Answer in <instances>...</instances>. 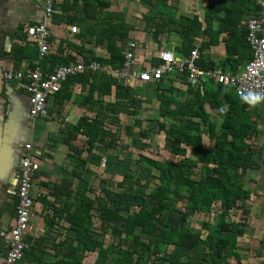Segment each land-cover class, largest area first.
<instances>
[{"label":"trees","instance_id":"obj_1","mask_svg":"<svg viewBox=\"0 0 264 264\" xmlns=\"http://www.w3.org/2000/svg\"><path fill=\"white\" fill-rule=\"evenodd\" d=\"M140 1L151 9L157 8L155 13L142 17L154 43L167 44L169 36L180 41L173 48L177 58H186L197 48L200 54L197 65L202 69H214L219 57L209 54L208 50L224 43V63L230 66L231 73L238 65L250 60L243 21V16L255 8L249 0H206L204 24L195 16L179 14L180 0ZM68 2L63 0L62 9ZM77 2L73 0L71 5ZM83 6L84 20L94 23L82 29L80 40H93V45L106 50L108 58L89 56L85 59L81 55L87 52L83 46L73 49L75 54L71 55V50L68 48L65 52L60 43L55 54L46 53L40 61L41 69L48 71L80 61L86 66L94 62L100 68L96 71L86 69L82 76L68 79L70 84L72 81L88 84V94L82 104L93 112L94 117L89 121L81 119L75 124H65L61 129L60 145L71 166L72 181H60L50 193L55 198L64 197V201L54 205L41 199L46 210L43 215L45 232L43 236L29 239L32 246L25 253H31L40 264H86L85 259L90 254L94 255L92 264H188V251L183 249L186 240H191L190 249L204 248L203 264H246L240 254L238 239L254 208L253 192L246 187V182L251 180L248 170L257 167L250 140L259 135L256 127L259 116L253 115L249 111L251 105L230 87L211 82L201 92L188 88L185 83L187 92L193 97L181 101L184 93L175 88L173 82L177 78L186 82L185 75L163 77L154 83L161 120L157 121V127L170 142L169 153L174 159L151 158L150 143L146 142L151 137L143 131H139V137L134 134L140 100L133 97L121 81L102 70L104 66L112 69L122 66L121 49L135 27L124 23L121 16L109 13L106 27L97 30V12L108 8L109 0H84ZM221 12L220 27L214 30L212 16ZM52 18L58 20L54 13ZM66 23L73 24L74 20H65ZM17 33L20 40H27L26 29L21 27ZM31 51L32 58H38L37 49ZM77 54L82 58H77ZM13 55L17 57L16 62L21 61L22 56H16V52ZM157 64L159 60L155 57L152 65ZM68 86V83L62 84L55 96H60ZM113 89L114 101L104 104L101 99L111 95ZM94 94L97 96L95 101ZM70 95L67 92L62 97L67 99ZM119 106L124 107L130 117V122L123 128L126 138L130 139L125 145L120 142L123 139L118 129V124L122 123L118 116ZM108 119L110 122H106ZM80 138L84 139L82 145L77 144ZM102 148L104 150L100 151ZM112 149H116L121 158L137 156L135 167L144 166L157 174L144 178L141 170L126 169L116 177L115 183L103 178L102 187L94 190L88 179L94 171L89 166L98 168L103 158L107 166L105 155L111 154L107 150ZM84 154L87 157H83ZM92 211H96V215ZM176 213L182 215L183 222L189 215L201 217L203 233L194 234L177 223ZM203 216H213L214 225ZM95 220L99 224L98 232ZM57 227L65 229L62 237L59 231H54ZM106 235L108 242L104 241ZM41 248L53 250L55 260L44 262L35 255Z\"/></svg>","mask_w":264,"mask_h":264},{"label":"crops","instance_id":"obj_2","mask_svg":"<svg viewBox=\"0 0 264 264\" xmlns=\"http://www.w3.org/2000/svg\"><path fill=\"white\" fill-rule=\"evenodd\" d=\"M249 1L251 5L254 4L255 8H251L248 14L243 16V21H246L248 18L257 13L255 0ZM72 2L73 0H69L68 4L64 5L65 9H62L63 0H54L53 13L56 15V17H58V20H53L52 13L46 22L50 31V46L47 54H55L57 47L60 43H62V47L65 49L64 51L66 52L69 48L71 50V55L75 54L73 49L83 46V48L87 50V52L81 54L85 59L89 56L108 58L106 50L103 47L93 45V40H90V42L83 40L81 42L80 36L82 29H84V27L88 26L89 24L93 25L94 22L91 20H84L86 18L85 12L83 10L84 0H78V2L73 6L71 5ZM109 2L110 6L108 8L104 9L102 12H97L99 15V24L96 26V29L98 30L100 28L106 27V24H108L109 20V13L117 16L119 15L121 16L120 18L124 23L133 25L135 27V31L130 33L129 40L135 41L137 43V50L135 52V68L137 70L145 71L146 68L152 64V59L157 57V54L160 50L169 48V50L173 51L174 46L180 43L177 37L169 36V41L167 44L162 42L158 45L152 40L149 32L150 29H145V23L142 25H135L134 22L130 21L134 20L136 23H138L139 19H142L144 15L155 13L157 8L151 9L148 7V5L141 3L140 0H109ZM205 6L206 0H180V4L178 6L179 14L181 13L194 16L195 12H199V21L204 24L203 19L205 14ZM144 8L147 9V11L144 10ZM143 11L144 14L142 15ZM91 12L92 11L90 10L89 13ZM44 15V0H0V67L2 73L9 70L16 71L32 69L36 65L40 67V61L44 57L41 60L39 59V56L38 58L35 56V58H32L33 51H31V49H37L38 51V48L28 40L25 42L20 40L15 34H18L17 30L21 27L23 29H27L29 26L43 22L45 18ZM212 17L213 29L217 30L220 27L219 20L222 17V12L213 14ZM136 19H138V22ZM65 20H74V23L65 24ZM115 20L117 19L115 18ZM221 38L222 36H220V39ZM201 40V38L197 40V43L200 44ZM14 51L17 54L16 56H22L21 61L16 62L17 57L14 58ZM88 51L91 53L89 54ZM208 51L209 54L219 57L214 69H219L225 73L236 74L239 69H241V67L246 62H248L246 61L238 65L236 71L231 73L228 72L230 66L224 63L226 59L224 43H220L217 46H211ZM81 55L77 54L75 56H77V58H82ZM146 61H148V65L145 67ZM80 63L82 62L80 61ZM48 66L49 65L46 63V68ZM169 77L174 78L175 76L171 75ZM179 79L177 78V80H174L173 86L184 93V96L180 100L182 101L184 98L192 99V94L187 92L186 86L184 85L186 82H182ZM65 83H68L69 86L64 87L60 96L50 97L48 102H46L47 111L50 114L48 118H31L29 116V103H27L28 95L24 89L19 87V84L16 81L8 82L4 80L0 95L1 229L10 228L14 222L15 206L17 203V181L15 179V169L19 159L25 155V146H31L33 160L39 165V170L35 175L32 187V195L34 198L35 207L33 206L31 211L29 231L27 233L28 241L31 239V237L36 238L43 236V233L45 232V221L43 219V215L46 210L43 209L41 199L45 198L54 205H56L59 201H64V197L60 196L59 198H55L51 196L50 193L55 185L57 186L60 181H72V178L69 174L71 166L70 164H66V162L68 163L69 161L65 156L66 154L63 151V146L60 145V142L63 138L61 129L65 124H75L81 119L89 121L94 117L93 112H90L86 106L82 104L84 103L86 95L88 94V84L80 85L74 81H72V84H70L68 79L63 84ZM121 83L130 89L133 97L140 100L138 104L149 103V101H152L153 99L157 102L154 83L143 82L138 79H131L128 82ZM67 92L71 95L66 99L62 97V95ZM113 95L114 89L112 90L111 95L103 96L101 100L104 102V104H110L114 101ZM96 98L97 96L94 94L93 100L95 101ZM142 98H144L143 102H141ZM117 110L119 119L122 121L123 117L121 116L127 114V111L121 106H119ZM249 111H251L253 115L256 114L259 116L256 125L259 135L257 137H252L250 140L251 147L254 149V153L252 155L255 157L257 167L248 170V172L253 171L255 174H264V100L260 103L251 105ZM125 116L126 118L124 120H128V118H130L127 115ZM138 117L139 116H137V119ZM65 119H67L66 122ZM106 122H110V120L108 119ZM53 143H57L58 145L54 146ZM83 157H87V155L84 154ZM89 167L94 171L92 165ZM105 167H102L103 171L106 169ZM250 178L251 180L249 181L252 183L255 181L254 187L258 189L253 192L252 196L255 197V195H263V197L260 198L262 202V210V208H264V179L258 180L259 177L256 176L253 180L251 175ZM250 216H252V213ZM250 218L251 217L248 219V223ZM54 231H59V235H61V237L65 233V229L58 227ZM68 235L72 236L71 233ZM240 238L238 239V245L241 241ZM261 238L264 239L263 235ZM261 242H263V240L256 242L255 246L258 243L256 249H254L255 246L254 248L253 246H245V248H243L239 245V247L241 251H249L251 253L256 252L258 254L257 250L259 251V249L262 247L259 245ZM246 248L247 250H245ZM51 251L53 252V250ZM36 255L38 254L36 253ZM4 258L5 247L0 241V264H3ZM52 260L49 259L48 261H44L43 259L44 262H50ZM19 264L40 263L35 261V259L31 256V253H24L22 261ZM230 264L233 263L230 262Z\"/></svg>","mask_w":264,"mask_h":264},{"label":"built area","instance_id":"obj_3","mask_svg":"<svg viewBox=\"0 0 264 264\" xmlns=\"http://www.w3.org/2000/svg\"><path fill=\"white\" fill-rule=\"evenodd\" d=\"M257 13L248 18L246 23L245 40L251 50V58L236 74L225 73L219 69H202L197 65L200 59L197 48L193 49L186 58H177L172 50L162 49L158 52L159 64L149 65L145 71L135 68V52L137 43L127 41L122 49L123 64L119 69L109 66L102 70L121 82L138 79L143 82L155 83L163 77L171 75H185V81L190 89L206 90L209 83L230 87L241 99L249 105L260 103L264 100V0H255ZM54 0H44L45 18L43 22L29 26L26 29L27 40L38 48L41 60L49 51L50 31L47 21L53 13ZM194 16L199 20V12ZM75 30V29H74ZM100 67L91 62L71 63L57 66L52 72L41 69L36 65L32 69L9 70L3 73V79L10 82L16 81L19 87L28 95L29 116L31 118H48V99L55 96L62 84L69 78L82 76L86 69L96 71ZM259 97V98H257ZM67 119H65V122ZM103 158L101 167H105ZM39 170V165L33 160L32 148L25 146V155L19 159L15 169L17 181V203L13 225L8 229L0 228V241L5 247L3 264H19L25 251L29 250L32 243L27 240L31 211L34 204L32 187L34 178Z\"/></svg>","mask_w":264,"mask_h":264},{"label":"rangeland","instance_id":"obj_4","mask_svg":"<svg viewBox=\"0 0 264 264\" xmlns=\"http://www.w3.org/2000/svg\"><path fill=\"white\" fill-rule=\"evenodd\" d=\"M144 10L147 11V9H145V8H144ZM143 14H144V11H143L142 15ZM136 20L138 22V19H136ZM130 21L134 22L135 25H137V24L142 25L143 24L142 19H139L138 23H136L134 20H130ZM148 61H146L145 67L148 65L147 64ZM228 72H231V70L228 69ZM143 99L144 98L141 99V102H143ZM156 103L157 102L153 99L152 101H149V103H144L146 105L140 104V106L138 108V109H140V112L138 115L139 116L138 122H137V124L134 122V127H135L134 134H135V137H139V131L140 132L143 131L144 133H146L147 136H149V138L151 137L150 140H146L147 143H150L149 147H148L149 148L148 151L150 153L149 156L151 158H154L156 160L174 159L173 157H171V155L169 153L170 142L167 140L166 136L163 133L158 131L157 121L158 120L161 121V120L158 117V108H157ZM125 115L121 116V117H123V120L126 118ZM123 120H122L121 124H118V129L121 130L120 138L123 139V140H120V142L123 145H125V144L130 143V139L126 138V136L123 132V128L126 125H128V123L130 122V119L128 118V120H124V121ZM118 123H120V122H118ZM83 141H84V139L80 138L77 141V144L82 145ZM204 143L206 144V146L208 145L207 141H205ZM103 150L104 149H102L100 151H103ZM107 151L110 152L111 154L105 155L108 157L107 158L108 159L107 166L105 164L106 169L103 171V168L101 166H99L98 168H95L94 172H92L88 176L91 187L94 190H98L100 187H102L101 181L103 178L109 179L110 183H115L116 182L115 179H117L116 177L119 174H123L126 169L136 170V168H137L134 166L136 164L134 159H138L137 156H133L134 158H131L129 156L121 158L120 156H118L116 149L107 150ZM66 164H69V162L68 163L66 162ZM137 169L142 171L141 175L144 178L150 174H154V175L157 174V172L155 170H149L148 168H145L144 166H138ZM105 171H106V174H105ZM247 174L251 175L253 180L255 179L256 176L259 177L258 180L264 179V174H261V173L255 174L253 171H250V172H247ZM109 176H110V178H109ZM118 179H119V177H118ZM110 183H107V184L110 186ZM254 184H255V181H254V183H252L251 181L246 182V187L250 191L254 192L255 190H258L257 188L254 187ZM113 185L115 186V184H113ZM262 197H263V195H255V197L251 196L252 201L255 204L254 205L255 207L251 212L252 216H250L251 218L249 220V223H247V226L244 228V233L242 234V236L240 238L241 241L239 242L240 247L245 248V246H250V247L253 246V248H254L256 242L263 240V242H261V244L259 243V245H261L262 247L258 251V254H259L258 257L256 256V254H257L256 252H254V253L253 252L251 253L249 251L248 252H246V251L240 252V254H241V256L244 259L246 264H264V239L261 238L262 235L264 238V208H262V210H261V203L262 202L260 200V198H262ZM33 206H34V204H33ZM261 211H262V215H261ZM233 212H235V210ZM92 213H93V215H96V211H92ZM212 217H204V219H205V221H209L210 224L214 225L215 220H214V218L212 219ZM175 218H176L177 223L180 222L182 225H184V227L188 228L194 234L199 233V231H200V234L203 233V231L201 230V222L203 221V219L201 217H198L195 215L191 217L189 215L188 219L185 222H183L182 215L176 213ZM211 219H212V221H211ZM95 224H96L95 229L97 230L96 232H98V229H99L98 225L99 224L96 220H95ZM105 240H106V242H108V236L107 235H106L104 241ZM192 244H193V241H191V240H186V243L184 244L185 247L183 250L188 251L187 252L188 253L187 263L188 264H203L201 261H202V255L204 252V248L202 246H198L192 250V249H190L192 247ZM257 245H258V243H257ZM256 246H255V249L257 248ZM47 249L48 250L41 248L40 252L38 253L37 256L44 259V261H48L49 259L50 260L55 259L53 257L54 253L51 250H49V248H47ZM35 255H36V253H35ZM93 258H94L93 254L88 255L85 259V263L86 264H92V262L94 260ZM222 263L223 262H220V264H222ZM225 264H230V262H226Z\"/></svg>","mask_w":264,"mask_h":264},{"label":"water","instance_id":"obj_5","mask_svg":"<svg viewBox=\"0 0 264 264\" xmlns=\"http://www.w3.org/2000/svg\"><path fill=\"white\" fill-rule=\"evenodd\" d=\"M3 83H4L3 73H2V70H1V67H0V95H1L2 88H3Z\"/></svg>","mask_w":264,"mask_h":264},{"label":"clouds","instance_id":"obj_6","mask_svg":"<svg viewBox=\"0 0 264 264\" xmlns=\"http://www.w3.org/2000/svg\"><path fill=\"white\" fill-rule=\"evenodd\" d=\"M257 98H259V97H257Z\"/></svg>","mask_w":264,"mask_h":264}]
</instances>
